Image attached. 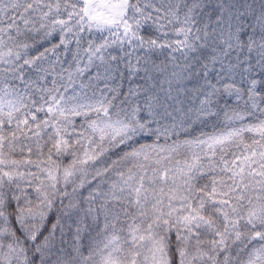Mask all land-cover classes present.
Listing matches in <instances>:
<instances>
[{
	"label": "snow or ice",
	"instance_id": "obj_1",
	"mask_svg": "<svg viewBox=\"0 0 264 264\" xmlns=\"http://www.w3.org/2000/svg\"><path fill=\"white\" fill-rule=\"evenodd\" d=\"M0 264H264V0H0Z\"/></svg>",
	"mask_w": 264,
	"mask_h": 264
}]
</instances>
